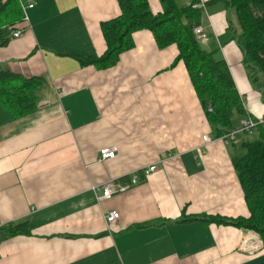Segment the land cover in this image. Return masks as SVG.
<instances>
[{"label": "crops", "instance_id": "0c3cea01", "mask_svg": "<svg viewBox=\"0 0 264 264\" xmlns=\"http://www.w3.org/2000/svg\"><path fill=\"white\" fill-rule=\"evenodd\" d=\"M206 1L199 0L201 45L226 61L246 110L261 118L235 15ZM148 2L161 10L159 0ZM33 3L22 34L0 47V68L47 79L35 111L13 119L0 104V264L260 263L262 247L245 244L255 235L200 219L248 209L228 146L213 137L184 63L171 67L177 46L159 48L151 31L138 30L114 66H81L71 55L105 51L100 23L120 13L117 0ZM110 146L114 158L99 160ZM150 166L155 171L135 186L96 200L93 185ZM109 211L119 213L110 229ZM23 220L30 233L9 235L6 226Z\"/></svg>", "mask_w": 264, "mask_h": 264}, {"label": "trees", "instance_id": "16d2710c", "mask_svg": "<svg viewBox=\"0 0 264 264\" xmlns=\"http://www.w3.org/2000/svg\"><path fill=\"white\" fill-rule=\"evenodd\" d=\"M22 0H0V47L12 39V32L23 23ZM161 10L152 12L148 0H117L120 13L102 21L100 29L106 49L101 55H71L81 66L99 69L114 66L120 55L133 48V33L149 30L159 48L175 44L179 61L186 71L199 100L213 137L238 127L237 121L251 116L243 96L237 90L229 66L215 51L205 50L194 28L201 24L203 7L199 0L180 5L176 0H159ZM222 1L233 11L237 23L235 41L243 54V63L253 88L264 104V0H209L206 5ZM47 83L44 76H25L0 68V104L15 119L38 108L39 91ZM254 119H259L253 117ZM230 160L243 192L247 216L227 218L201 216V220L232 224L255 235L264 252V124L251 133H240L227 144ZM28 220L6 226L9 235L30 233ZM264 264V259L258 263Z\"/></svg>", "mask_w": 264, "mask_h": 264}, {"label": "built area", "instance_id": "2783aa9c", "mask_svg": "<svg viewBox=\"0 0 264 264\" xmlns=\"http://www.w3.org/2000/svg\"><path fill=\"white\" fill-rule=\"evenodd\" d=\"M33 6H34L33 0H22L21 1V7L24 13V16H23L24 26L15 29L12 32V38L19 37L22 34L25 25H27L29 22L27 10L32 8ZM196 6L203 7L202 4H197ZM194 34L200 40L207 39V35L204 32L201 24L197 25L194 28ZM259 124H264V116L259 119H254L251 116H245L240 119L239 125L237 128L221 135L220 137H218V139L221 142L228 144L229 142L236 140L237 136L242 132L251 133L255 129V127ZM210 140L211 139L206 135L203 137V141L205 142H208ZM115 151H116V148L113 146L102 148L100 150L99 160L114 158ZM153 171H155V166L143 168L140 171L130 173L127 176V179L125 181H120V179L107 180L101 183L100 185H93L91 187V190L95 194L96 200L98 202H101L105 199L110 198L114 194H117L119 192H124L130 189L131 187L135 186L136 184H138V182L140 181V177H139L140 174H141V178L146 179ZM118 218H119V213L117 211H109L105 216V222L107 224V228L108 229L112 228L114 224L116 223V221L118 220ZM2 226H3V222L0 219V228ZM250 240H254V241L251 242L250 244L249 243ZM245 244H247V248H249L251 251H254L262 247L261 241L256 240V238L254 237L245 240Z\"/></svg>", "mask_w": 264, "mask_h": 264}, {"label": "rangeland", "instance_id": "374dc122", "mask_svg": "<svg viewBox=\"0 0 264 264\" xmlns=\"http://www.w3.org/2000/svg\"><path fill=\"white\" fill-rule=\"evenodd\" d=\"M178 3H179V4H182V5L184 4L183 1H181V0H178ZM261 243H262V242H261Z\"/></svg>", "mask_w": 264, "mask_h": 264}]
</instances>
